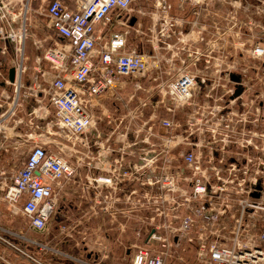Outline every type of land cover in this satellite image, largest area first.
<instances>
[{
    "label": "built area",
    "instance_id": "1",
    "mask_svg": "<svg viewBox=\"0 0 264 264\" xmlns=\"http://www.w3.org/2000/svg\"><path fill=\"white\" fill-rule=\"evenodd\" d=\"M37 1V11L44 13L47 28L52 33L51 44L42 55L49 63L48 88L43 91L52 107L60 139L53 141L45 136L34 141L20 168L10 179L0 171V202L20 212L31 229L43 231L57 213L59 197L67 191L65 186L82 191L92 189L99 192L100 187L114 191L124 181L139 180L146 174L145 181L140 183L152 191L140 194L136 205L138 208L145 209L146 205L151 210H161L158 212L164 215L161 228L168 234L156 233L159 227L153 224L152 219V229L145 236L143 245L133 247L131 264H167L168 257H181L178 248L185 251L183 243L194 245V255L200 264H264V146L254 143L257 138L264 141V94L255 107L254 117L251 112L243 115L241 123L245 125L240 129H236V122L231 119L233 115L227 112L224 116V135L218 133L221 127L218 118L207 131L210 137L208 143L213 145L218 138L243 150L242 154L227 160L229 164L224 167V172L221 167L225 158L216 156L224 145L216 148L210 144L204 154L200 151L204 145L201 140L191 141L194 150L184 148L179 151L184 168L175 169L171 166L174 157H165L158 173L156 160L160 154L154 150L138 153L143 157L139 165L128 162L123 154L110 158L107 148L101 147L95 154L100 133H93L94 137L90 139L87 135L93 132L98 121L107 117L99 113L101 99L113 95L116 89L122 87L123 78L144 77L149 70L147 60L139 53L125 50L127 30L109 28L114 12L117 13L114 17L117 24L126 23L121 16L129 12L133 0H74L73 8L61 0H0L2 53L8 51V43L17 47L18 52L23 49L21 39L28 34V15H31L33 3ZM192 1L194 5L205 6L210 2L226 3L234 8L230 20L239 6L253 14L256 7L264 4V0H253L255 3L247 6L242 1L251 0ZM237 1L239 6L236 8L234 4ZM157 5L161 10L166 8L163 0H159ZM261 12L264 14V10L261 9ZM165 23L168 26L165 34L169 35L175 22L167 20ZM245 25L249 26L251 22ZM240 26L238 22L236 28L241 30ZM247 31L253 30L247 27ZM241 41L239 39V43ZM248 41L250 55L264 56V37L253 35ZM20 55V59L12 65L15 69L13 83L17 84H21L19 79L24 72L25 57L22 53ZM197 84L196 74L182 70L165 83L162 88L165 99L160 103L167 112L173 113L191 103ZM3 121L4 118H1L0 126ZM202 123H199L197 133L205 137L206 129L201 128ZM256 123L260 125L259 131ZM160 129L164 132L165 146L178 141V135L174 134L176 125L171 119L163 118ZM147 139L141 141L148 142ZM65 141L68 142L67 149ZM80 144L85 145L88 152L91 150L85 160L81 155H75L78 151L76 146ZM252 150L261 151L260 155L253 156ZM240 160L244 165L239 168ZM256 161H259L258 169L254 170L252 166ZM143 166L149 167L139 172ZM17 235L43 247L41 242L28 239L21 232ZM0 242L24 252L11 243L8 229L1 224ZM156 242L162 249L153 247Z\"/></svg>",
    "mask_w": 264,
    "mask_h": 264
},
{
    "label": "crops",
    "instance_id": "2",
    "mask_svg": "<svg viewBox=\"0 0 264 264\" xmlns=\"http://www.w3.org/2000/svg\"><path fill=\"white\" fill-rule=\"evenodd\" d=\"M61 1L71 8L74 7V0ZM158 1L133 0L129 12H124L121 16V19L126 20V23L117 24L114 18L117 13L114 12L109 28L127 30L125 50H134L147 60L149 70L145 76L151 83H157V87H163L182 70L196 74L198 84L191 103L182 106L173 113L167 112L163 107V118L171 119L174 122L175 132L179 126L180 134L178 135L184 148L194 150L191 141L201 140L204 145L200 151L206 154L207 148L211 144L208 143L210 137L209 134H206L205 137L198 135L199 123L203 122L201 128L206 129V133H208L211 124L218 118V122L221 123L218 133L222 136L225 134L224 116L229 112L233 115L231 119L236 122L234 123L236 129H240L245 125L241 122L246 112H251L254 117L255 108L252 107V97L261 99L264 94V56L250 55L249 39L241 41L240 43L245 44L240 46V37L238 39L237 34L241 33V30L236 28L239 15L249 17L248 19L255 18L257 20H249L251 25L248 28H252V32L247 31L245 23L249 22L248 20H245L240 27L251 37L253 35L264 37V14L261 12V9L264 10V4H260L254 11L252 10L254 13L251 14L246 12L244 7L239 6V1H237L234 5L239 8L233 13V19L229 22L231 24L223 28L220 25L221 18L226 19L228 14L221 12L217 3L210 7V3L206 6L194 5L192 0H163L166 8L161 10L157 5ZM252 2L255 3L251 0L250 2L242 1V4L247 6ZM33 4L39 5V2ZM229 11L232 13L231 10ZM238 12H240L239 15ZM205 17L206 19H203ZM132 19H134L133 22H131ZM167 20L175 22L169 35L165 34L168 29L165 23ZM216 22L218 25L213 27L211 24ZM226 34L232 40L224 47L219 40ZM227 48H229V57H226L224 53ZM237 51L239 54L236 55ZM221 53H223L222 57ZM26 60L27 57L23 60L24 72L19 79L21 84L7 82L8 67L6 75L0 70V119L4 118L0 126V171L4 172V176L8 179L20 168L29 146L34 141L45 136L53 141L60 139L52 107L40 84L39 73L43 72L41 77L44 80L47 76L45 70L37 58V65L40 66L38 67L39 71L32 72L29 79L24 78V75H27ZM11 61L10 67L16 64L18 58ZM223 65H226L225 70L221 68ZM35 69L37 70V67H33V70ZM233 75L234 77L235 75L239 76V83H236ZM141 82H143L141 79L135 81L134 87L139 89ZM237 85H241L242 90L238 92V95H235ZM124 86L123 78V86L120 88ZM248 97L249 99H246ZM163 99L165 98L161 90V98L153 104V112H150L146 118L139 119V123L136 122V131L144 128L151 130L156 123L155 127L159 132L160 121L163 118L153 120L155 119V110ZM98 110L99 113L105 115L103 112L106 111V108L103 98ZM246 125L253 127L250 123H246ZM255 126L259 131L260 125L256 123ZM149 134L150 132L144 134L143 138L153 140L150 139ZM139 136L137 135V140H140ZM161 140H164V137ZM254 143L257 146H264L262 139L257 138ZM222 145H224V149L217 151L216 156L229 159L233 152L226 150V147H230L227 143L219 141V143L211 144L216 148ZM233 145L236 144L233 143ZM237 148L236 146L233 157L243 153L241 148L239 149L240 153H237ZM18 149L22 153L21 156L17 155ZM195 151H199V149H195ZM228 152L230 154L226 155ZM259 152L261 151L252 150L251 154L258 156ZM159 156L158 158L171 157L167 154ZM128 159L131 161L130 163L139 165L143 157L127 155L126 160L128 161ZM65 188L67 189L66 194L63 193L64 195L59 197L54 219L43 231L31 229L26 218L20 212L9 204L7 206L0 202V210L1 205L8 208V226L2 222L0 224L8 229V238L11 243L24 251L20 252L15 247L5 246L0 242V264H131L133 247L141 242V209L136 205V201L140 197V188L136 180L124 181L117 188L114 198L111 197L110 190L105 187H100L99 192L92 189L82 191L73 186H65ZM14 216L20 217L24 225L16 224ZM19 232L28 239L41 242L43 247L24 240L17 235Z\"/></svg>",
    "mask_w": 264,
    "mask_h": 264
},
{
    "label": "rangeland",
    "instance_id": "3",
    "mask_svg": "<svg viewBox=\"0 0 264 264\" xmlns=\"http://www.w3.org/2000/svg\"><path fill=\"white\" fill-rule=\"evenodd\" d=\"M139 1V0H138ZM214 4H216L215 2H210V7L213 6ZM217 6H219L221 8V12L223 11L224 13H227L228 16L226 17V19H222L221 18V27L226 28L227 26H229L231 23L230 22V17H231V13L229 10H231V12L234 11V8L231 7L230 5H227L225 3V5H221L220 3L216 4ZM35 8V10H33ZM38 9V5L33 4L32 7V13L29 16L28 15V20L30 23V27L28 29V34L27 36L22 40L21 39V46L23 47L22 50H20L19 52L16 51L17 47H14V49L11 51H9L10 53H8V57H6V61L5 63H3V67H1L2 73L3 74H7V67L10 66V63L12 62L11 60V56L12 54L17 55L18 58H20V53H22V57H27L26 63V73L24 75V78L27 77V79H29V76L32 75V72H36L39 71L38 67H40L39 65H37V58L39 59L40 65L42 66V68L45 70V75H47V72L49 70V63L43 59V51L45 49H47V47H49V45L51 44V39H50V34L52 35L51 31L47 28V18L44 15V13H40L37 11ZM240 14V12H238V15ZM239 22L241 23V25L244 23V21L246 20H257V19H248L245 16L241 17L239 15V17H237ZM203 19H206L203 18ZM202 19V20H203ZM217 23V22H216ZM212 23L211 25H213V27H216V25H218V23ZM1 24V23H0ZM218 27V26H217ZM248 27V26H247ZM18 28V26L16 27ZM207 28V27H206ZM205 28V29H206ZM220 28V26H219ZM215 30V29H214ZM258 32V31H257ZM254 34H256V31H254ZM216 35V34H215ZM225 36V37H224ZM221 37V39L219 40L221 45H228L229 42H231L230 40V36L229 35H224ZM240 39H242V41H246L247 39H250V35L244 31V29H241V33H240ZM217 37V35H216ZM252 39V37H251ZM227 42V44H226ZM20 47V45H19ZM38 47V48H37ZM225 47V46H224ZM226 54V57H229V48H227V51L224 52ZM239 54L238 51L236 52V55ZM221 57L223 56V53L220 54ZM33 67H37V70H33ZM222 70L226 69V65H223ZM43 72L41 71L39 74V78H40V84H41V88L46 90L48 88V82H47V76H45L44 80L41 77V74ZM223 74V73H222ZM43 75V74H42ZM143 80V82H141V86L140 88H135L134 87V82L137 80ZM125 86L123 88H120L118 90H116V92L113 94V96L107 95L105 97H103V102H104V106L106 108V111L103 112L105 113V115L107 116L106 118H102V120L98 121L95 125V129H93V132H91L88 136V138L90 139L91 137H94L95 132L100 133V139H99V143H97L99 146L98 148H95L97 151H94L95 154H98V149L101 147L107 148L108 149V153L111 157H115L118 155H124L125 157H127V155H135V157L141 153H146L150 150H154L156 152V154H160L161 155H169V156H173L174 159L171 160L172 161V166H174V168H178V169H182L184 168V164L182 163V161L180 160L179 157V151L181 149H184L183 144L180 143V136L178 134H180V128L178 126V129L174 134L178 135V141L176 140L175 142H172L170 144V146H165V141L161 140L164 137V132H161L160 128H159V132L156 130V123L154 124V126L151 128V130L149 131L148 129L144 128L141 129L140 131H136L135 127H136V122L139 123V119H144L147 116H149L150 112H153V104H155L156 101H158L161 98V90H162V86H158L157 87V83H151L146 76L144 77H140V78H133V77H125ZM229 83V81H228ZM164 86V85H163ZM150 88V89H148ZM246 99H249L246 98ZM260 101V99H253L252 97V107L255 108L258 106V102ZM155 119L153 121H156L159 118H163L164 116V108L162 106V104H158L156 110H155ZM255 111V109H254ZM53 114V112H52ZM178 121H179V116H178ZM150 132V139L152 138L153 140H148V142H142L140 141L143 138V135ZM64 132H61V134H63ZM209 134V133H206ZM137 135H141L138 138L140 140H137ZM209 136V135H208ZM160 137V138H159ZM155 139V140H154ZM134 140V141H132ZM217 141V143H219L218 138L215 139ZM135 141H140L137 144H132L131 142H135ZM212 141V139H211ZM66 142V141H65ZM127 142H129V145H127ZM62 143V141H61ZM217 147V145H215ZM228 146L230 147H226V150L233 152L231 154V156L234 155V151L236 150V146L237 145H233L228 143ZM64 147H66V149L68 148V142L64 143ZM237 153H240L239 149L240 147L237 146ZM76 148L78 149V151L75 153L76 156L81 155L82 156V160H85V156L88 154L90 155V151L88 152L87 148L85 147V145H79L76 146ZM146 150V151H145ZM254 151V150H253ZM224 152V151H222ZM230 152H228L226 155L230 154ZM17 155L21 156L22 153L21 151L18 149L17 150ZM159 156V157H160ZM139 157V156H138ZM164 159L163 158H158L156 160V166H157V173L160 172L159 168L161 167L162 163L164 164ZM228 157H225L224 162L222 163V167L221 169L222 172H224V167H227L229 162L227 161ZM128 162H131L128 159ZM259 161L253 162V166L252 168L255 170L258 169V164ZM82 164H84V161H82ZM241 165L243 166V162L242 160H240V162L238 163V167L240 168ZM149 166H143V169L140 170L139 172H143V170H147ZM225 175V173H224ZM148 175H143V177L139 178V180H136L140 190V194H143L146 191H152V189H150L147 185L142 186L140 181L144 182L145 178ZM182 186V184H181ZM110 190V194L111 197L116 194V190ZM154 191V190H153ZM110 194H108V196L110 197ZM142 197V196H141ZM115 202V201H114ZM146 202V201H144ZM147 203V202H146ZM159 204L161 205V203L159 202ZM139 209H141V219H140V229H141V242L139 243L140 245H143L145 236L149 233V231L152 229L151 227V221L153 219V224L156 225V227L158 226L159 229L156 230V233H160L161 235H165L166 233L168 234V231H164L161 227H162V222L164 220V215L160 214L155 209L148 208L145 205V209L141 208V206L139 207ZM1 215H0V222L4 223L5 225L8 226V208L4 205H1ZM157 211V212H156ZM14 222L18 225H24L23 220L18 217V216H14ZM158 223V224H156ZM185 246V251H182V249L178 248V254L181 256L180 258H173V257H168L166 263L167 264H200L197 260L196 257L194 255V245H188L187 243H183V247ZM153 247H160L159 243H154ZM161 248V247H160ZM159 248V249H160ZM162 249V248H161Z\"/></svg>",
    "mask_w": 264,
    "mask_h": 264
},
{
    "label": "flooded vegetation",
    "instance_id": "4",
    "mask_svg": "<svg viewBox=\"0 0 264 264\" xmlns=\"http://www.w3.org/2000/svg\"><path fill=\"white\" fill-rule=\"evenodd\" d=\"M14 49V46H13V44H9L8 43V51H6V52H4V53H2L1 51H0V70H1V67H3V63H5V61H6V57H8V53H10L9 51H11L12 52V50ZM14 58H18L17 57V55H14V54H12V56H11V59H14ZM18 59H20V58H18ZM11 67L10 66H8V75H9V69H10ZM5 75V74H4Z\"/></svg>",
    "mask_w": 264,
    "mask_h": 264
},
{
    "label": "water",
    "instance_id": "5",
    "mask_svg": "<svg viewBox=\"0 0 264 264\" xmlns=\"http://www.w3.org/2000/svg\"><path fill=\"white\" fill-rule=\"evenodd\" d=\"M133 20H134V19H132L131 22H133ZM233 78H234V80L236 81V83H239V81H240V80H239V76L237 77V76L235 75V77H234V75H233ZM8 80H9L10 83H13L14 80H15V69H14V67H11V68L9 69ZM237 86H238V87H237V93H235V95H238V94H239L238 92H240V91L242 90L241 85H237ZM0 111H1V108H0Z\"/></svg>",
    "mask_w": 264,
    "mask_h": 264
},
{
    "label": "bare ground",
    "instance_id": "6",
    "mask_svg": "<svg viewBox=\"0 0 264 264\" xmlns=\"http://www.w3.org/2000/svg\"><path fill=\"white\" fill-rule=\"evenodd\" d=\"M1 112V111H0Z\"/></svg>",
    "mask_w": 264,
    "mask_h": 264
}]
</instances>
